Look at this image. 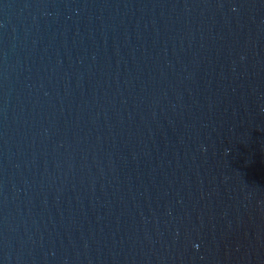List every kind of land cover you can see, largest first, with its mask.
Instances as JSON below:
<instances>
[{
    "label": "water",
    "instance_id": "1",
    "mask_svg": "<svg viewBox=\"0 0 264 264\" xmlns=\"http://www.w3.org/2000/svg\"><path fill=\"white\" fill-rule=\"evenodd\" d=\"M0 264H264V0H0Z\"/></svg>",
    "mask_w": 264,
    "mask_h": 264
}]
</instances>
